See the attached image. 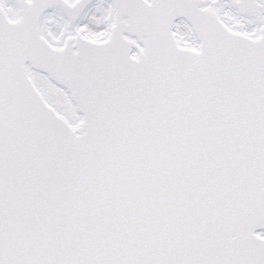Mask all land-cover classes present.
<instances>
[{
    "label": "snow or ice",
    "instance_id": "6c2138e0",
    "mask_svg": "<svg viewBox=\"0 0 264 264\" xmlns=\"http://www.w3.org/2000/svg\"><path fill=\"white\" fill-rule=\"evenodd\" d=\"M0 264H264V0H0Z\"/></svg>",
    "mask_w": 264,
    "mask_h": 264
}]
</instances>
